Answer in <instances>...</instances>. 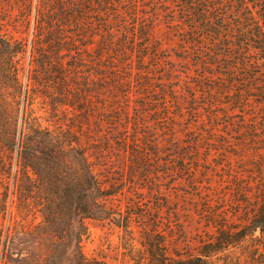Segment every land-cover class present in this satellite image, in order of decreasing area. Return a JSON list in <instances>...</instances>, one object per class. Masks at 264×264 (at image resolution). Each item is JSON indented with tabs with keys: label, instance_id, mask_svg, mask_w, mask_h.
I'll return each mask as SVG.
<instances>
[{
	"label": "rangeland",
	"instance_id": "374dc122",
	"mask_svg": "<svg viewBox=\"0 0 264 264\" xmlns=\"http://www.w3.org/2000/svg\"><path fill=\"white\" fill-rule=\"evenodd\" d=\"M27 1L0 0V19L27 45L17 58L21 82L36 94L32 108L23 96L11 98L13 120L4 133L11 141L2 145L10 192L20 131L28 126L23 111L33 109L57 137L92 155L100 179L117 182L119 193L108 200L111 211L135 213L134 241L110 221H88L81 242L87 257L134 264L144 250L141 231L155 229L177 251H194L215 234L218 221H238L259 191L264 196V149L257 150L252 138L251 115L233 109L221 84L205 79L210 69L181 41L179 29L169 26L163 0H93L92 27L62 20L64 41L44 76L31 63L39 0ZM72 38L80 53L68 52ZM29 68L40 83L28 81ZM4 192L0 187V199ZM42 221L39 212H19L11 193L0 210L5 229L28 231Z\"/></svg>",
	"mask_w": 264,
	"mask_h": 264
},
{
	"label": "trees",
	"instance_id": "16d2710c",
	"mask_svg": "<svg viewBox=\"0 0 264 264\" xmlns=\"http://www.w3.org/2000/svg\"><path fill=\"white\" fill-rule=\"evenodd\" d=\"M163 2L167 7L162 12L169 26L179 29L181 41L192 48L203 67L210 69L205 79L221 84L220 89L223 87L231 97L233 109H238L243 116L251 115L254 123L251 126H255L250 129L252 138H257V150L264 149V0ZM24 6L27 11V5ZM36 8L31 63L36 65L33 71L39 70L44 76L52 65L51 55L58 51L56 46L64 41L62 20H72L76 27H92L91 15L95 8L93 0H39ZM6 26L0 19L2 134L12 124L11 98L23 96L24 104L28 102L32 108L36 97L28 85L23 86L19 76L20 59L17 58L26 54L27 45ZM110 30L108 27L107 33L113 36ZM72 41L74 49L70 47L68 52L80 53L76 40L72 38ZM31 71V68L27 71L28 81L40 83V76L31 75ZM208 86L212 92V85ZM32 110L31 114L23 111L24 124L28 126L20 131L11 192V175L6 170L5 149H2L11 139L5 134L0 139V187L5 188L0 210L6 209L11 193L12 204L19 212H39L43 221L28 231L0 226V264H109L89 258L83 252L81 242L89 232L87 222L110 221L123 228L134 241L131 222L135 213H113L108 200L119 193L117 182L100 179L90 159L92 155L57 137L54 130L42 125ZM260 114L262 121L257 122ZM261 161L264 166V159ZM9 165L11 168L12 163ZM259 192L253 203H247L238 221L228 224L222 218L215 225V234L200 241L194 251H177L158 229L150 233L142 230L140 244L144 250L134 264H264V196Z\"/></svg>",
	"mask_w": 264,
	"mask_h": 264
}]
</instances>
